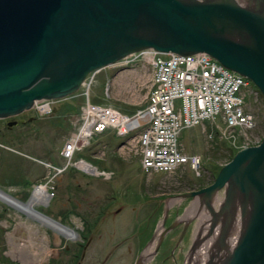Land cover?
Returning a JSON list of instances; mask_svg holds the SVG:
<instances>
[{
    "label": "water",
    "instance_id": "water-1",
    "mask_svg": "<svg viewBox=\"0 0 264 264\" xmlns=\"http://www.w3.org/2000/svg\"><path fill=\"white\" fill-rule=\"evenodd\" d=\"M145 49L205 53L250 80L264 98V0H0V119L37 100L66 98L90 73ZM178 196L197 198L208 211L207 236L220 225L208 264H264V136L238 150L210 184ZM166 216L167 210L162 226ZM236 218L237 238L228 245Z\"/></svg>",
    "mask_w": 264,
    "mask_h": 264
},
{
    "label": "rangeland",
    "instance_id": "rangeland-1",
    "mask_svg": "<svg viewBox=\"0 0 264 264\" xmlns=\"http://www.w3.org/2000/svg\"><path fill=\"white\" fill-rule=\"evenodd\" d=\"M151 78L150 66L142 61L130 63L125 68L109 66L98 71L92 78H87L72 96L51 103V114L38 117L34 111L29 110L22 115L24 123H16L11 127H6L0 121V188L26 201L33 186L50 179L49 184L54 187L50 192L53 194L48 192L51 195L48 196L49 201L41 203L37 208L61 222H69L74 228H81V232L84 229L85 235L90 231L87 235L91 236L90 242L81 264H96L106 254L105 264H130L133 255L140 250H143V257L147 247L154 240L157 241L156 235L160 232L158 226L165 209L168 213L167 223L179 216L176 219L180 223L191 221L190 228L175 252H169L167 246L160 247L156 252L152 249V257L143 260V264H186L189 248L196 238L198 217L184 216L193 202L190 198L178 199L180 201L171 206H167L168 201L179 198L178 194L188 192L191 188L197 189L202 182L210 181L216 166L227 161L230 149L234 147L230 141L217 138L214 124L204 122L203 125L183 130L179 136L183 151L200 157L201 176L189 166L170 174L148 175L142 171L139 155L134 149L124 148V138L107 130L91 139L90 146L78 151L74 158H83L100 170L112 171L111 178L105 179L95 174L83 176L70 167L54 176V170L47 164L62 168L66 163L60 152L65 140L75 130L76 121L86 103L111 106L122 113L132 114L145 107ZM248 99L247 108L254 114L255 125L246 134V139L243 133L237 132L240 134V140L235 143L238 147L246 143L251 145L264 136V99L259 93ZM17 116L11 119L17 120ZM214 123L221 125L219 122ZM151 211H155L151 222L148 225L141 223ZM23 222L43 237L41 245L50 250L44 254L42 264L48 260V264H70L72 253L78 251V240H67L56 232L52 233L48 227L42 229L39 221L25 216L1 200L0 254L7 253L9 248L3 236L6 234L19 238L13 231L17 223ZM180 228L170 230L164 238L168 246L173 245ZM136 230L143 233L137 237L132 256L128 255V241L121 248L115 247L121 238ZM153 231L155 238L148 244ZM56 241L59 245L53 247L51 242ZM64 245H68L67 253L61 250ZM55 255L58 256L53 258ZM12 261L24 264L15 259Z\"/></svg>",
    "mask_w": 264,
    "mask_h": 264
},
{
    "label": "built area",
    "instance_id": "built-area-1",
    "mask_svg": "<svg viewBox=\"0 0 264 264\" xmlns=\"http://www.w3.org/2000/svg\"><path fill=\"white\" fill-rule=\"evenodd\" d=\"M137 60L152 70L145 107L126 114L111 106L87 102L75 130L63 144L61 155L66 165L54 168V176L71 167L85 175L111 178L112 171L100 170L82 158H74L95 135L107 130L125 138L124 148L134 149L142 171L148 175L170 174L186 164L200 175V157L187 155L179 144V136L187 128L204 122L214 124L216 135L234 147H238L235 143L240 140L237 132L247 138L246 134L255 125L254 114L247 108L248 98L256 95L247 79L223 68L204 53L161 54L147 49L128 55L120 64L128 66ZM51 103L39 101L35 109L41 115L48 114ZM53 189L50 185L48 192Z\"/></svg>",
    "mask_w": 264,
    "mask_h": 264
},
{
    "label": "bare ground",
    "instance_id": "bare-ground-1",
    "mask_svg": "<svg viewBox=\"0 0 264 264\" xmlns=\"http://www.w3.org/2000/svg\"><path fill=\"white\" fill-rule=\"evenodd\" d=\"M65 165L66 163L64 164V166ZM49 187H50L49 181H45L44 183H39L38 185L33 186L31 188L29 198L26 201L20 200V198L16 196H12L9 192H6L0 188V200L5 202L9 206L18 209L25 216L31 219L38 220L40 222V226L42 229H44L43 227H48L49 229H52V231H55L57 234L65 237V239L67 240L72 239L76 236L79 237L81 233V228L79 227L74 228L69 222H61L57 219H54L51 216L41 212L37 208V206L41 205V203H45L49 201V197L47 194ZM222 196H223L222 190H220L215 195V198L212 202V206L215 210L218 209L219 202L222 199ZM178 199H186V198L179 197L175 199H170L168 201L167 206H171L179 202L180 200L178 201ZM165 210L162 219L165 215ZM184 216L187 218L198 217V223L195 230V237L197 239H200L199 240L200 244L191 254L189 258V262L186 264H208V260L211 254H213L215 251L213 248V243L214 240L216 241V238L219 234L220 225L219 224L216 225L211 235L207 236L209 229L210 215L204 206H200L197 198L193 200L190 207H188V209L186 210ZM167 218L168 215L166 216V219ZM166 221L164 226H162L161 224L162 221L160 223L161 225L159 224L158 232L159 231L160 232L159 234L157 233L156 235V237H158L157 241L155 242L154 240V242L147 247L146 251L143 254V260H148L152 257L154 253L153 252L154 250L152 251V249H156V244H159L165 237H167L168 233L170 232V230L167 231L163 235L162 240L159 241V236L163 233L164 228L168 226L167 225L168 223H166ZM16 227L17 230L20 231V234H21V230H23L25 235L24 236L21 235L19 238L10 237L11 249L9 251V254H11L13 258L20 260L25 264H42L44 260V254H48L50 252V250L47 249L46 246L41 245L42 243L41 240H43L42 236L39 235V233L26 222L17 223ZM233 227L234 228L232 234L226 240L228 245L230 244L233 245L234 242L236 241L238 229H239L238 218H236L235 222L233 223ZM15 231L16 230H14L13 232Z\"/></svg>",
    "mask_w": 264,
    "mask_h": 264
},
{
    "label": "flooded vegetation",
    "instance_id": "flooded-vegetation-1",
    "mask_svg": "<svg viewBox=\"0 0 264 264\" xmlns=\"http://www.w3.org/2000/svg\"><path fill=\"white\" fill-rule=\"evenodd\" d=\"M23 113L22 114H20V115H18L17 117H18V119L17 120H15V119H11V118H6V119H0V121H2L3 122V125H5L6 127H8L7 126V123H8V121L9 120H11V121H16L17 122V124L18 123H24V118H23ZM12 207V206H11ZM14 208V207H13ZM14 209H16V208H14ZM18 210V209H17ZM155 211H156V209H154ZM155 211H151V212H149L147 215H146V217H145V221L144 222H141V223H146L147 225L151 222V219L153 218V216L155 215L154 213H155ZM20 212V211H19ZM163 216V215H162ZM55 219V218H54ZM38 221V220H37ZM60 221V220H59ZM174 221H176V217L172 220V221H170L167 225H169L171 222H174ZM166 223H167V221H166ZM179 224H177V226L175 227V228H179L180 226H181V228H180V230H179V235H178V237L175 239V241L173 242V245L170 247V246H168L167 244H168V242L166 241V239H163L159 244H156V249H155V252L160 248V247H162V246H167L168 247V251L170 252L171 250H173L174 252H175V248L176 247H178V246H180L181 244H182V241L185 239V236H186V232L188 231V229L190 228V224L188 225V228H187V231L185 232V235H184V237H183V239L181 240V241H179V236H180V234H181V231H182V228H183V225H184V222L183 223H180V222H178ZM52 230V229H51ZM82 231V230H81ZM55 231H52V233H54ZM83 232H84V229H83ZM83 232H81L80 233V236L79 237H74L75 239H76V241L78 240V242L76 243V246H77V250L78 251H74L73 253H72V255H71V259H70V264H81V262H82V260L85 258V253H86V248H87V246H88V244H89V242H90V237L91 236H87L88 234H89V230H88V232L87 231H85V232H87V235H85ZM14 233V232H13ZM142 233H143V231H141V230H136V231H133V233L132 232H130L128 235H126L125 237H123V238H121V240L116 244V248H121V247H123V244L125 245V243L128 241V244H127V251H128V255L129 256H132L133 255V250H134V245H135V243H136V241H137V237L140 235H142ZM154 231H153V234L152 235H154ZM15 234H18L19 236H21V235H25L24 234V232H23V230H21V234H20V231L19 230H17V228H16V231H15ZM4 237V239H5V242H8V246H9V248L7 249V253H2V254H0V264H19V263H17V262H14V261H12L13 259H15V258H13V256L11 255V254H9V251H10V249H11V244H10V237L7 235L6 236V234H5V236H3ZM152 237V236H151ZM8 238H9V241H8ZM43 238V237H42ZM55 238H59V237H55ZM82 238V239H81ZM51 244L53 245V247H56L57 245H59L58 243H57V241L56 242H51ZM50 244V245H51ZM148 244H149V242H148ZM147 244V245H148ZM51 245V246H52ZM146 247V246H145ZM144 247V248H145ZM143 248V249H144ZM61 250H63V251H65V253H67L69 250H68V245H64V247H63V249H61ZM60 251V250H59ZM143 250H140L139 251V253H137V254H135V255H133V257H132V259H131V262H130V264H137L138 263V261H142V264H143V258H142V255H141V252H142ZM59 254H60V252H59ZM56 256H58V255H55V256H53V258L54 257H56ZM107 256H108V254H106L101 260H99L96 264H105V262H107ZM12 257V258H11ZM15 260H17V259H15ZM68 260V259H67ZM19 262H20V260H18ZM50 261L48 260L47 262H46V264H48ZM23 263V262H22ZM42 263H44V260H43V262ZM25 264V263H24ZM65 264H67V263H65Z\"/></svg>",
    "mask_w": 264,
    "mask_h": 264
},
{
    "label": "trees",
    "instance_id": "trees-1",
    "mask_svg": "<svg viewBox=\"0 0 264 264\" xmlns=\"http://www.w3.org/2000/svg\"><path fill=\"white\" fill-rule=\"evenodd\" d=\"M235 152H236V150H234V149H230V153H229V155H228L227 161H229V160L232 158V156L234 155ZM227 161H226V162H227ZM221 166H222V165H221ZM221 166H216L215 173L212 174V178H211L210 181H206V182H202V183H200V184L198 185L197 188L204 187L205 185L211 183V181L213 180V178L215 177V175L217 174V172L219 171V169H220ZM192 189H195V188H191V190H192Z\"/></svg>",
    "mask_w": 264,
    "mask_h": 264
}]
</instances>
